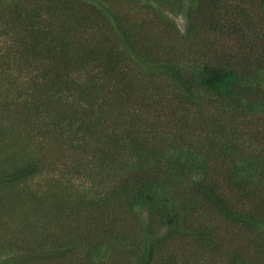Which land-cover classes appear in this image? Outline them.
<instances>
[{
    "label": "trees",
    "instance_id": "obj_1",
    "mask_svg": "<svg viewBox=\"0 0 264 264\" xmlns=\"http://www.w3.org/2000/svg\"><path fill=\"white\" fill-rule=\"evenodd\" d=\"M0 264H264V0H0Z\"/></svg>",
    "mask_w": 264,
    "mask_h": 264
},
{
    "label": "rangeland",
    "instance_id": "obj_2",
    "mask_svg": "<svg viewBox=\"0 0 264 264\" xmlns=\"http://www.w3.org/2000/svg\"><path fill=\"white\" fill-rule=\"evenodd\" d=\"M173 18L176 20V22L178 23L180 29L183 31L184 30V20L181 16H174ZM50 177L47 175L41 176L39 178H37L34 182H31V186L37 190L36 187L39 186H44V184L48 181Z\"/></svg>",
    "mask_w": 264,
    "mask_h": 264
}]
</instances>
